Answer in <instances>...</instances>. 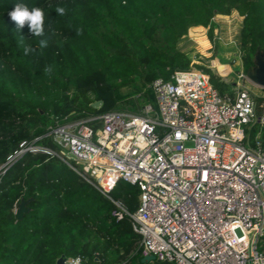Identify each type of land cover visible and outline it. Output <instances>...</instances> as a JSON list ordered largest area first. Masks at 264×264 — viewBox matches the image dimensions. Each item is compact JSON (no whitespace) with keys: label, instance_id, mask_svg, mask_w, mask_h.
<instances>
[{"label":"trees","instance_id":"obj_1","mask_svg":"<svg viewBox=\"0 0 264 264\" xmlns=\"http://www.w3.org/2000/svg\"><path fill=\"white\" fill-rule=\"evenodd\" d=\"M17 3L44 11L43 36L15 28L8 12ZM58 6L66 9L63 16ZM234 10L243 16L247 73L257 52L264 56V0H0V165L24 140L59 149L46 135L55 119L90 118L86 122L97 128L100 122L91 117L139 110L154 99L149 83L176 70L202 69L221 92L232 91L233 81L194 63L178 44L199 25L215 41V15ZM109 194L130 211L139 207L136 183L120 179ZM22 199L29 209L18 218L15 206ZM113 206L58 155L26 150L0 174V264H58L61 256L67 262L81 257L82 264H174L142 262L140 234L128 216H112Z\"/></svg>","mask_w":264,"mask_h":264},{"label":"built area","instance_id":"obj_2","mask_svg":"<svg viewBox=\"0 0 264 264\" xmlns=\"http://www.w3.org/2000/svg\"><path fill=\"white\" fill-rule=\"evenodd\" d=\"M218 65L211 67L220 75L231 72ZM237 77L232 91L221 92L196 67L158 76L148 85L153 101L138 111L91 117L97 128L90 118L55 119L46 135L59 149L24 140L0 174L26 150L48 151L111 199L112 216L130 218L143 255L174 264H264V99L257 98L264 91L242 82L264 86L243 70ZM120 179L140 186L135 211L109 194ZM67 264H82L81 257Z\"/></svg>","mask_w":264,"mask_h":264},{"label":"rangeland","instance_id":"obj_3","mask_svg":"<svg viewBox=\"0 0 264 264\" xmlns=\"http://www.w3.org/2000/svg\"><path fill=\"white\" fill-rule=\"evenodd\" d=\"M221 14H216L214 20L217 22L215 28V41H211L208 37V27L197 29L191 27L189 32L182 37L179 44L183 51H186L194 63L219 64V70L224 72L228 69L231 71L227 75H222L226 80L237 82L239 72L243 70L240 49V31L243 25V16L234 10L231 16L220 18ZM195 29V30H194ZM178 44V45H179ZM227 60L226 62L224 61ZM217 70V68H215ZM218 71V70H217ZM247 79L242 83L253 89V93H262L264 90L254 86ZM128 87L123 88L124 92H128ZM138 111V110H134ZM66 150V147L64 148ZM67 155V154H66Z\"/></svg>","mask_w":264,"mask_h":264},{"label":"clouds","instance_id":"obj_4","mask_svg":"<svg viewBox=\"0 0 264 264\" xmlns=\"http://www.w3.org/2000/svg\"><path fill=\"white\" fill-rule=\"evenodd\" d=\"M55 11L58 15L63 16L66 9L62 6H58ZM8 16L16 29L22 30L27 26L29 34L34 36L44 35L45 14L41 8H29L25 3H17L14 5L13 9L8 12ZM46 44V41L42 40L40 42L41 47H45ZM30 50L31 49H25L26 52Z\"/></svg>","mask_w":264,"mask_h":264},{"label":"water","instance_id":"obj_5","mask_svg":"<svg viewBox=\"0 0 264 264\" xmlns=\"http://www.w3.org/2000/svg\"><path fill=\"white\" fill-rule=\"evenodd\" d=\"M247 76L255 83L264 86V56L260 54V52H257L255 57V64L253 67H251L248 72ZM96 106H99L101 104V101H96L93 103ZM28 200L22 199L17 206L16 209V215L18 218H22L24 213L29 209V206L27 205ZM155 259V255L148 254L143 255L141 258L142 262H148ZM58 264H67L66 258L64 256H61L58 261Z\"/></svg>","mask_w":264,"mask_h":264},{"label":"crops","instance_id":"obj_6","mask_svg":"<svg viewBox=\"0 0 264 264\" xmlns=\"http://www.w3.org/2000/svg\"><path fill=\"white\" fill-rule=\"evenodd\" d=\"M226 16H223V15H220V18H222V19H224ZM202 27L204 28V26H201V25H199V26H193V28H197V29H202ZM195 30V29H194ZM178 47L180 48V49H182L181 48V46H180V44L178 45Z\"/></svg>","mask_w":264,"mask_h":264}]
</instances>
